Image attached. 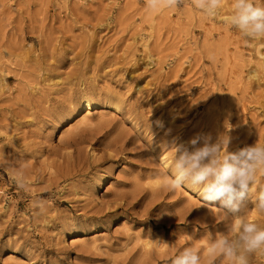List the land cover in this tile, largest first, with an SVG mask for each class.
Listing matches in <instances>:
<instances>
[{"label":"rangeland","instance_id":"374dc122","mask_svg":"<svg viewBox=\"0 0 264 264\" xmlns=\"http://www.w3.org/2000/svg\"><path fill=\"white\" fill-rule=\"evenodd\" d=\"M230 6L210 19L191 0L158 13L0 0V264H171L232 226L218 201L160 186L172 137L264 144V40L230 30ZM261 187L258 175L246 218L264 226Z\"/></svg>","mask_w":264,"mask_h":264},{"label":"clouds","instance_id":"9594fccd","mask_svg":"<svg viewBox=\"0 0 264 264\" xmlns=\"http://www.w3.org/2000/svg\"><path fill=\"white\" fill-rule=\"evenodd\" d=\"M182 2L146 0V8L158 13ZM191 2L210 19L217 18L224 6V0ZM230 7V13L222 18L230 30L238 32L245 42L264 40V4L257 0H231ZM166 141L173 147L174 155L171 174L162 177L160 186L175 190L187 185L197 191L202 201H218L234 221L226 232H220L210 241L204 254L195 247H184L172 258L171 264H203L205 259L216 258H222L227 264H250L253 254H264V226L246 218L253 185L258 175L264 176V144H245L230 151L231 137L227 133L218 134L214 139L210 132L197 133L187 141H181L178 136ZM254 206L264 213V187L256 195Z\"/></svg>","mask_w":264,"mask_h":264},{"label":"bare ground","instance_id":"6f19581e","mask_svg":"<svg viewBox=\"0 0 264 264\" xmlns=\"http://www.w3.org/2000/svg\"><path fill=\"white\" fill-rule=\"evenodd\" d=\"M112 100H114V99H112ZM95 101H94V99L91 97V96H89V95H83V97H82V99H81V101H80V106H81V108L83 109V110H85V111H88V110H90L92 107H94L95 106ZM113 104V103H112ZM113 106V108L115 109V110H118V106L117 105H112ZM103 180V179H102ZM101 182V181H100ZM185 195V194H184Z\"/></svg>","mask_w":264,"mask_h":264}]
</instances>
